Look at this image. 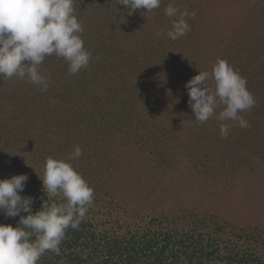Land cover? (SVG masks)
<instances>
[{"label": "rangeland", "instance_id": "374dc122", "mask_svg": "<svg viewBox=\"0 0 264 264\" xmlns=\"http://www.w3.org/2000/svg\"><path fill=\"white\" fill-rule=\"evenodd\" d=\"M169 4L196 12L194 19L186 18L191 30L177 40L166 35L172 26L165 15ZM74 7L88 9L86 19L118 39L116 71L98 85L92 74L76 77L66 60L51 55L49 75L41 67L51 81L46 92L27 79H0V179L28 174L32 167L18 156L29 150L26 157L33 161L36 141H30L56 125L71 134L69 151L59 156L66 158L79 146L83 154L72 163H94L92 171L79 172L98 194L100 214L111 212L112 220L118 216L126 224L164 216L187 225L188 213L208 212L246 231H262L264 248V169L257 164V159L264 163V149L244 148L246 128L236 122H228L229 135L222 138L215 117L195 121L185 87L199 70L213 68L198 31L206 32L209 42L217 38L219 53L240 35L246 44L254 40L264 48V0H161L157 9L132 14L118 0H75ZM162 68L169 69L171 86L156 83ZM95 84L97 90L89 93ZM31 190L23 193L30 196ZM8 219L0 211V223L9 224Z\"/></svg>", "mask_w": 264, "mask_h": 264}, {"label": "clouds", "instance_id": "9594fccd", "mask_svg": "<svg viewBox=\"0 0 264 264\" xmlns=\"http://www.w3.org/2000/svg\"><path fill=\"white\" fill-rule=\"evenodd\" d=\"M118 3L132 14L137 9H157L161 0ZM74 5L75 0H0V79H27L46 92L51 82L41 72L46 57L55 55L66 60L71 74L88 67L91 53L84 46V28ZM165 15L172 18L166 35L177 40L191 30L186 18L194 19L196 12L181 11L169 4ZM209 80L214 83H207ZM185 87L195 121L203 124L215 117L222 138L229 135V121L241 128L250 127L241 113L253 108L256 100L246 78L227 60L218 59L211 72L199 70ZM82 154L76 146L66 158L46 159L42 181L47 201L61 198L63 202L44 204L35 213L33 198L21 195L29 179L27 174L0 179V211L6 217H20L15 227L0 223V264H39L48 251L60 255L67 230L78 229L94 203V188L72 163Z\"/></svg>", "mask_w": 264, "mask_h": 264}, {"label": "trees", "instance_id": "16d2710c", "mask_svg": "<svg viewBox=\"0 0 264 264\" xmlns=\"http://www.w3.org/2000/svg\"><path fill=\"white\" fill-rule=\"evenodd\" d=\"M82 8L75 12L84 28L81 35L85 48L91 53V58L88 67L82 68L73 75L82 78L89 73L95 77L96 84L104 85L106 76L111 69H114V62L118 60L115 42L119 43V41L104 28L96 26L94 24L96 22L86 19L84 14L88 9L85 11V8ZM204 21L208 23V19ZM214 21L216 22L215 18ZM208 29L212 27L205 29L210 34ZM198 32L204 38L201 39V46L212 57L211 65H214L218 59H225L246 78L247 88L253 94L256 104L250 110L241 113L248 117L247 121L250 124V127L245 129L246 147L244 148L260 144L264 149V48L255 46L254 40L246 44L240 35L238 43L231 46L223 45L224 51L219 53L217 50L219 46L214 45L217 38L212 34L214 41L209 42L210 37L206 35V32ZM253 44L254 46L250 47ZM227 49L230 51H226ZM47 59L46 57L41 67H45L49 75L48 67L54 65L55 61ZM65 62L68 64L67 61ZM117 68H120L119 64ZM168 71V68H162L161 80L156 82L157 84L171 86L168 84L171 79ZM96 84L87 91L89 93L96 91L98 86ZM13 113L16 114V112ZM250 113H254L255 116H250ZM51 129L50 132L46 130L48 132H45V135L40 132L38 140L30 141V144L36 141L34 152L37 157H34L33 161L26 157L29 150L26 151V155L21 151L22 155L18 156L28 170L32 167L27 174L29 184H26L24 189L32 188V193L28 196L33 198V213L41 210L44 204L48 205L54 201L63 202L61 198L47 201L48 195L43 189L42 177L45 162L49 156L63 158L59 155L69 151L67 142L71 134L56 125ZM239 135L240 132H238ZM242 138H237L234 143ZM17 149L19 148H14V150ZM40 152L43 156L40 154L38 156ZM257 164L264 169L261 159L259 161L257 159ZM73 165L78 172L79 169H82L81 172L92 171L94 167V163L91 162H88L85 167L79 163ZM32 181L34 185L31 184ZM21 195L26 196L23 192ZM100 203V198L94 191L92 207L89 208L78 229L67 230L65 239L60 245V255L48 251L41 257L39 264H264V248L259 246V243L263 241L262 231H246L244 228L233 226L228 221L222 220L215 214H208V212L200 214L195 211L186 214L190 220L187 225L180 220L174 224L172 219L168 217L164 219V216L150 217L148 220L134 219L126 224L118 216L116 220H112L111 212L102 211L100 214L99 207H102ZM27 214L21 212V215ZM179 217L186 218L185 215ZM19 219V216L10 217L8 221L15 227Z\"/></svg>", "mask_w": 264, "mask_h": 264}]
</instances>
